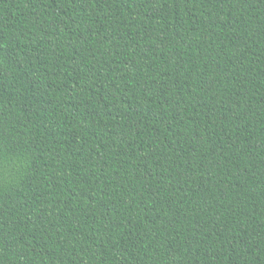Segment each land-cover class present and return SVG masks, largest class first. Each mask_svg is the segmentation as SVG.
Wrapping results in <instances>:
<instances>
[{
	"label": "trees",
	"instance_id": "1",
	"mask_svg": "<svg viewBox=\"0 0 264 264\" xmlns=\"http://www.w3.org/2000/svg\"><path fill=\"white\" fill-rule=\"evenodd\" d=\"M0 264H264V0H0Z\"/></svg>",
	"mask_w": 264,
	"mask_h": 264
}]
</instances>
